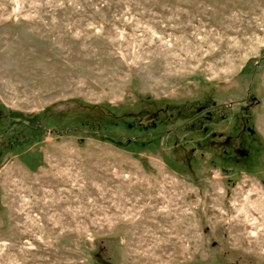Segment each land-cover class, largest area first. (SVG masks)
Segmentation results:
<instances>
[{"label": "rangeland", "instance_id": "rangeland-1", "mask_svg": "<svg viewBox=\"0 0 264 264\" xmlns=\"http://www.w3.org/2000/svg\"><path fill=\"white\" fill-rule=\"evenodd\" d=\"M0 264H264V0H0Z\"/></svg>", "mask_w": 264, "mask_h": 264}]
</instances>
